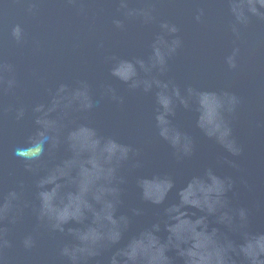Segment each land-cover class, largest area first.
Segmentation results:
<instances>
[{
  "label": "water",
  "instance_id": "95a60500",
  "mask_svg": "<svg viewBox=\"0 0 264 264\" xmlns=\"http://www.w3.org/2000/svg\"><path fill=\"white\" fill-rule=\"evenodd\" d=\"M229 3L0 0V264L264 261V19ZM162 22L181 43L160 64ZM54 95L41 151L33 108Z\"/></svg>",
  "mask_w": 264,
  "mask_h": 264
},
{
  "label": "clouds",
  "instance_id": "9594fccd",
  "mask_svg": "<svg viewBox=\"0 0 264 264\" xmlns=\"http://www.w3.org/2000/svg\"><path fill=\"white\" fill-rule=\"evenodd\" d=\"M259 6V9H264V0H230V3L228 4V8L234 17L235 21L238 23H247L248 16L246 13L251 14L253 16H257L261 19H264V12H260L257 8ZM122 7H125L126 5L122 4ZM128 15H142L145 20H150L151 15L149 12L144 10H135L132 9L128 13ZM200 16L197 15L196 19L199 20ZM117 25H119V21L115 22ZM160 27V34L156 35L151 47L153 50V53L157 59V61L160 64L164 63V56L170 53H173L179 46H180V40L178 38H172L168 39L167 37H171L173 34L177 32V27L174 24H169L167 22H162L159 25ZM233 31H236L235 26L233 27ZM238 53V49H233V52L230 56H228L227 63L230 68H234L235 65V56ZM124 63V62H122ZM141 66L143 67V63L141 62ZM128 69L131 70V65H127ZM114 74L119 75L118 70L114 71ZM129 74H132L131 71ZM122 79L127 80L128 75H123L121 77ZM12 82L9 81V86H11ZM59 91H63V85L59 89ZM58 95V93H57ZM179 95V93H177ZM202 96H210L214 103H215V113H216V125H215V131L219 133L218 136V143L221 144V146L231 153L232 155H239L240 149L234 145V142L229 139L230 137V129L224 124L223 120L221 119L219 110L222 107V102L216 97L214 93L204 92L200 93ZM235 98L229 97V103H234ZM58 104V100L55 98V95L53 96V99L51 101V104L49 106H45L44 104H38L33 108V113L35 115L34 122L36 125L39 126L40 131L38 133V136L40 139H36L32 142L31 146L40 145V150L42 151V145L44 142L51 139L47 133L53 131L54 128V122L50 120V114L55 111L56 105ZM24 116V110L20 109L17 113V119H20ZM17 155L23 156L25 158H33L37 157L39 155V151H24V152H17ZM228 187H231V181H228ZM215 190L217 194H219L223 190V185H217L215 189H208L207 191H213ZM13 198H15V194H11ZM48 196L43 195V205H42V211L41 214L44 215L45 209L48 208ZM60 219H64V217H59ZM25 245L30 246L31 243L29 240H25ZM65 250V254H66ZM261 252H264V248L261 249ZM198 264H212L211 260L209 258L201 257ZM251 264H264V261H257L255 256L251 258Z\"/></svg>",
  "mask_w": 264,
  "mask_h": 264
}]
</instances>
